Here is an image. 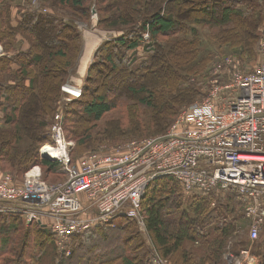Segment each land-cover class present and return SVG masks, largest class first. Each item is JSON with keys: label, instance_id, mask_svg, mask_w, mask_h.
<instances>
[{"label": "trees", "instance_id": "trees-1", "mask_svg": "<svg viewBox=\"0 0 264 264\" xmlns=\"http://www.w3.org/2000/svg\"><path fill=\"white\" fill-rule=\"evenodd\" d=\"M94 1L100 7V26L108 30H127L128 40L120 41L121 46L130 50L143 46L148 56L135 69L126 65L127 68H122L126 61L125 51L120 55L116 52L117 49L120 50L116 44L105 43L96 54V63L89 69L88 81L92 83L97 78L95 72L100 73V69L96 70L98 66L107 67L111 71L108 77H112L115 71L126 69L128 72L125 71L124 85L130 96L124 97L123 105L130 102L152 113L157 123L153 137L166 135L173 121L185 108L201 104L203 101H198L200 97L205 99L213 86H221L218 84L220 75L213 74L214 66L225 58L227 51H232L231 54L239 60H255L258 56L261 59L260 28L264 23V0H133L134 4L127 14L124 11L119 14L117 11V15L112 10L123 8L114 7V0ZM9 2L10 0H0V43L9 48L15 35L22 33L30 39L31 48L22 50L13 57L0 58V73L8 80L7 83L0 82V97H5L9 105H6L8 111L5 110L7 126L0 127V164L11 167L12 171L15 169L21 176L34 164L40 165L46 172H63L61 164L40 158L37 145L43 142V138H38V135L48 127L49 121L43 120L38 125L37 120L40 115H48L50 105L58 101L67 71L73 64L70 59L61 62V59H66L61 45L65 44L63 34L73 30L70 25L74 24L51 21L49 10L45 15L36 16L26 9L16 12L20 22L18 26H13ZM58 2L64 8L63 14L73 22L88 21L92 13V6L88 4L91 0ZM68 8L75 9L76 13ZM128 15L129 18H126ZM45 22H51L59 35L56 38L51 36V40L46 39L47 44L42 40L40 28ZM200 28L206 31L202 30L204 32L201 33ZM147 35L150 37L149 42L144 38ZM176 36L180 38L176 39ZM162 38H173V41L161 45L159 41ZM10 50L12 51L11 47ZM134 64L135 62L133 67ZM225 67L222 64L219 70ZM55 74H59V79L56 87L51 90L48 84L53 81ZM214 80L216 82L213 85ZM119 88L120 85L116 86L117 90ZM89 92L91 99L84 102L83 98L77 102L81 104L83 116L99 122L118 107L117 104L114 107L111 96H98L96 88ZM12 95L18 99H13ZM12 112L18 117L16 128L11 126L16 120L10 118ZM139 113L140 110L130 112L140 127L142 118ZM54 116L55 114L50 128L54 123ZM152 125L155 126L154 123ZM12 136L16 139L13 140ZM23 138L28 139L31 146L26 152L19 148ZM66 138L68 139L67 136ZM44 140H47L45 143L49 142L50 136ZM9 148L12 155L5 152ZM73 152V164L80 163L85 158V155L75 158ZM3 172L4 169L0 167V175L3 176ZM165 179L174 181L182 188L188 199L182 206L187 205L192 216H186L180 211V200L175 199V192L172 198L161 197V191H152L155 192L153 194L150 192L156 183L159 190H162L161 182ZM142 214L152 237L154 251L173 264H225L229 253L238 256L246 248L233 252L227 250L229 238L239 230L236 226L237 218L243 215L246 217L238 192H187L176 179L159 178L152 183L143 199ZM117 222L116 229L96 227L72 238L71 256L62 257L57 253L56 240L51 230L39 223L27 224L18 216L0 214V264H38L42 254L35 257L33 247H44L50 241L55 244V259L58 264L75 263L76 253L80 254L78 251L88 247L92 248L91 252L85 253V250L83 253L89 255V261L93 264H146L143 255L139 257L136 252V249L142 247V243L130 246L133 238H139L134 232L139 231L137 221L121 216L117 218ZM90 232L94 233L86 237ZM263 233L264 231L261 235ZM95 236L108 246L103 255H95V243L89 242ZM260 238L255 242H259ZM261 245L264 251V244ZM252 254L260 259V264H264V252L261 255L254 252ZM92 257L94 259L90 260ZM83 264L89 263L86 261Z\"/></svg>", "mask_w": 264, "mask_h": 264}, {"label": "built area", "instance_id": "built-area-1", "mask_svg": "<svg viewBox=\"0 0 264 264\" xmlns=\"http://www.w3.org/2000/svg\"><path fill=\"white\" fill-rule=\"evenodd\" d=\"M260 54L261 62L252 72H232V82L225 87L232 95L224 98L223 108L217 103L224 100L217 87L201 104L185 108L161 139L132 142L110 153H90L80 163L73 164L74 145L66 138L64 117L56 114L51 140L39 155L61 164L67 180L46 183L40 166L22 183L3 175L0 214L48 228L58 255L70 257L72 238L96 227L116 229L121 216L144 226L143 199L156 179L169 176L187 192L237 188L250 222L249 236L257 241L264 231V23ZM73 87L67 86L66 92L80 98V90H69ZM248 252L254 260L242 258ZM227 257L225 264L256 263L250 249ZM155 264L169 263L158 259Z\"/></svg>", "mask_w": 264, "mask_h": 264}, {"label": "rangeland", "instance_id": "rangeland-1", "mask_svg": "<svg viewBox=\"0 0 264 264\" xmlns=\"http://www.w3.org/2000/svg\"><path fill=\"white\" fill-rule=\"evenodd\" d=\"M114 1H115L113 3L114 7L118 6V8H123L122 10L113 9L112 11H116V15H117V11L119 12V14L122 11H124L125 14H127V12L131 10V6L134 4L133 0H114ZM9 3L11 6V11H12V14H10V17H13V26H18L20 22V17H17L16 12L24 11L26 9L32 11L33 14H35L36 16L45 15V12H48L49 10L48 14H49V18L51 21L55 20V23L62 22V23H67L69 25L74 24V26L70 25L73 28V30L67 31L63 34L62 39L65 44L61 45L62 47L60 46L61 48H64L63 50L64 57H66V59L65 58L61 59V62H63L62 60L65 61L67 59H70L71 63L73 61V64L71 68L67 71L65 81L63 82L64 84L61 87L58 101L55 104L50 105L51 107H50V111L48 115L38 116V120H37L38 125H40L43 122V120H45V122L49 121L48 127H46L43 130L44 133L41 132L38 135V138L39 137L43 138V142L37 145L38 152L40 151L41 147L45 144V142L48 140V139L44 140V138H48L50 136L49 129H50V123H51L53 114L55 115L61 114L64 117L65 129H66L65 134L74 145L73 146L74 152L73 150L72 152L74 153L75 158L76 157L80 158L82 155L83 156L85 155L86 157L90 153H95V152H101V153L114 152L118 149H122L123 147H126L127 144H130L132 142H140V141L146 140V137H147V140L153 139V138H156V139L162 138V136L153 137L155 136L153 133L155 132L154 130L156 129L157 123H156V120L153 118L152 113H150V111L140 108L138 105H135L133 103L130 104V102L123 105L124 97L130 96L127 92L126 86L124 85V82H126L125 75H126V72H128L126 71V69H121V66H119V69L121 70L119 72L115 71L112 77L111 76L108 77L109 74H111V71H109L107 67L104 68L102 66H98L96 70L100 69L101 74L99 72H95V75L97 76V78L93 79L94 82L91 83L88 81L89 69L91 68L93 64L96 63L95 62L97 61L96 54L98 53L100 46L104 45L105 43L116 44V46L120 49V50L117 49L116 52L119 53L120 55H123L122 52L125 51L124 54L126 53L125 55L126 61H124V65L122 66V68H127L126 66H128L131 69L132 68L135 69L136 66H139V64L143 63L147 59V56H148V53L144 51L143 46H140L137 50H130L127 47L121 46V44L119 43L120 41L128 40L129 32L127 30H108L107 28L105 29L103 26L102 27L100 26V21H101V17L99 15L100 7L97 6V4H95L94 0H91V3H88L92 6L91 7L92 13L89 16L88 21L80 20V21H75V22L71 21L70 17H66L63 14L64 11L62 10H64V8H62L59 5L58 0H50V1L49 0L48 1H45V0H10ZM48 3H50V6L48 5ZM68 9L76 13L75 9H70V8ZM129 16L130 15H128V17L126 18H129ZM43 24L44 26L40 27L42 29L41 37H42L43 42L47 44L48 41H46V39L51 40L50 38L51 36L54 35L56 38V36H59V35H58V31H55V28H53L51 22H48V23L45 22ZM85 26L88 28L86 29ZM200 30H201L200 31L201 33L206 31V29H203V28H200ZM102 35L105 37L104 40L101 39ZM175 38L176 39L180 38V36L179 37L176 36ZM146 39L148 40L147 42L150 41L149 36ZM171 41H173V38H170V39L162 38L159 41V43L162 45V43L164 44L165 42L168 43ZM11 45L12 46H9V48H6L4 44L0 43V47L2 49V54H3L2 57H6V58L13 57L15 56L16 53H20L22 52V50L24 51V50H28L31 48L30 39L26 37L25 35H23L22 33H17L15 35V40L13 44ZM10 47L12 51L10 50ZM93 49L95 50V52L93 54V59L90 60L88 56L89 54L87 53L93 51ZM231 53L232 51H227L225 58L223 60H220L217 63V65L215 64L216 66L220 64L219 65L220 67L222 66V64H225L226 65L225 69L219 70L220 68L219 66H218V69H216V66H214L215 69H214L213 74L215 75L217 74V76L220 75L221 79L219 80L218 84L221 86H216V87L213 86L214 88L211 90V92L217 87L219 89H222L220 91V95L222 94V96H224L222 97L223 99L224 98L227 99L228 97L232 95L230 93L231 90L225 89L226 86H229L231 84L230 80L233 74L232 72L244 71V72L249 73L254 67L258 66L261 62L259 56L255 60L254 59L239 60L238 58L233 56ZM229 60L231 61V63ZM81 62L84 63L81 65V69L84 71H82L79 74L78 76L79 78L72 79L73 77H75L74 76L76 75L75 71L78 70ZM133 62H135L134 67H133ZM237 68H240V69L238 70ZM83 73L85 75L82 78L81 74ZM51 78H52V75H51ZM58 79H59V74H55V76L53 77V81L48 84L50 85L49 87H51V90H53L56 87L58 83L57 82ZM148 81L150 82L151 80H148ZM0 82H6V83L8 82V80L3 78V75L1 73H0ZM215 82L216 80L213 81V85L215 84ZM118 85H120L119 90L116 89V86ZM67 86H77L78 91L80 88V92H81L80 98L78 99L72 98V96L66 92ZM95 88L97 89L98 96L100 95L111 96L112 99L114 100V107L116 104L118 105V107L114 111L106 115L99 122H96L88 118L87 116H83V109L80 106L81 104L80 103L77 104V102H79L80 99L84 98V102H87L89 99H91L92 96L90 95L89 91ZM203 91L205 90L203 89ZM210 94L205 99L203 97H200L198 101L201 100V102L202 101L204 102L206 99L209 98ZM12 98L18 99L15 97V95H12ZM226 99L222 101H217V103L219 104L221 108L224 107L226 103ZM46 102L48 103L49 100H47ZM7 104H8V101L5 99V97H0V127L7 126L5 124V120H6L5 114H6V111H8L7 106H9ZM134 110H140L139 114L142 118V125L140 127L137 126L134 116L130 114V112L132 113V111ZM14 112L10 114L11 119L13 118L16 119L14 124L12 125L10 124L13 127H15V125L17 124V119H18L17 115H15ZM176 120L173 121V123L171 124L172 126ZM152 123H154L155 126H153ZM12 138L13 140L16 139L15 136H12ZM30 147L31 146H30V142L28 141V139L23 138L22 143L19 145V148L22 150V152L28 151ZM5 152H8L10 153V155H12V153L10 152V148L6 149ZM0 165H1L0 167L4 169L3 175L5 174L12 175L16 183H22L26 174H29L30 172L34 170H38L36 169V167L40 166L38 164L32 165L31 167L27 169L26 173L23 176H21L16 173L15 169H13L14 171H12L10 170L12 169L11 167L3 165V164H0ZM39 168L41 170L43 181H46V183L48 184H56L60 182H65L67 180V174L64 171L63 172L60 171L59 173H52L49 171L46 172V170L41 167ZM160 178H167V177H160ZM161 187H162V190H159L158 184L156 183L152 187L150 192L153 194L155 192H152V191H157V192L161 191V197L163 198H166L167 196H170L169 198H172L173 192H175L176 193L175 199L180 200L179 206H181L180 208L181 210L180 209L179 210L183 212L186 216H192L190 212H188L189 209L187 205L182 206V204L188 199H187V196L184 194L182 188L177 183H175L172 180L165 179V180H162ZM218 190H221V192L226 193V194L230 192H238V189L234 187L221 188ZM151 206L153 207V205ZM179 215H181V213ZM143 220H144V217H143ZM143 222H145V220ZM236 226L238 227L239 230L235 236L233 237L231 236L229 238L227 250L229 252H233V251L239 250L240 248L246 247V249H250L252 253L254 252L256 255H259V254L261 255L264 252L262 250L263 248L261 245V244H264V233L260 235L261 238L259 242L252 241V239L249 236L250 235L249 221L246 217H244V215L243 217L239 216L237 218ZM138 230L139 231H134V232L138 234L139 238H136V237L133 238L130 242V246L132 247H134V245L139 246V242L142 243L141 244L142 247H140V249H136L137 250L136 252L139 253V257L143 255V258L146 260L145 261L146 264H155V261L158 259H162V256H160L154 251L152 239H151L152 237L148 233L145 223H144V226H140L138 224ZM91 232L88 233L86 237L92 236L94 232L93 233ZM38 238L42 239L41 237H38ZM49 240H52V239H49ZM91 241L92 243H95L93 247V251L97 252L95 253V255L97 254L103 255L107 252L105 247H108V246H106L104 242L98 239V237L95 236L94 238L89 240L90 243ZM39 243H40V240H39ZM35 247L36 249H34L33 247V252H32L34 256L39 257L42 254L41 261H39L38 264H58V262H56V259H55L56 251H55V244L53 243V241L48 242L47 244H45L44 247L42 246L39 247L37 245ZM91 249L90 247H88L85 249L86 251L85 250L78 251L81 253L80 254L76 253L75 260H74L75 263H71V264H83V263H86V261L89 264H93L92 261H89V255L83 253L84 251L85 253L86 252L89 253V251L91 252ZM229 254H235V253H229ZM249 256H251V259L254 260L250 252H248V255L247 253L246 255H243L242 258H244V260H248ZM94 257L90 258V260H93ZM255 258H256L255 264H260V259H258L257 257ZM227 259L229 260L230 257H227ZM165 260L169 264H173L170 260L168 259H165ZM229 261L231 262V259ZM117 263L115 262V264Z\"/></svg>", "mask_w": 264, "mask_h": 264}, {"label": "bare ground", "instance_id": "bare-ground-1", "mask_svg": "<svg viewBox=\"0 0 264 264\" xmlns=\"http://www.w3.org/2000/svg\"><path fill=\"white\" fill-rule=\"evenodd\" d=\"M91 27H93V26H91ZM85 28L87 29L88 27L85 26ZM101 39L104 40L105 37L102 35ZM102 40H101V41H102ZM81 71H82L81 68L78 69V70H76V71H75L76 75H74V76H75V77L78 76V75L81 73ZM84 75H85L84 73L81 74L82 78L84 77ZM75 77H73V78H75ZM75 88L78 89L77 86H74L73 88H69V90H70V91H76ZM79 90H80V88H79Z\"/></svg>", "mask_w": 264, "mask_h": 264}, {"label": "crops", "instance_id": "crops-1", "mask_svg": "<svg viewBox=\"0 0 264 264\" xmlns=\"http://www.w3.org/2000/svg\"><path fill=\"white\" fill-rule=\"evenodd\" d=\"M94 52H95V50L93 49V51H91V52H88L87 54H89L88 56H89V58H90V60L91 59H93V54H94ZM82 64H84L83 62H81V64L79 65V68L78 69H80L81 68V65ZM255 69V67L251 70V72L253 71ZM82 71H84V70H82ZM81 71V72H82ZM79 76V75H78ZM78 76H76L75 78H72V79H76V78H79ZM2 177V175H0V178ZM246 249V248H245ZM256 257V256H255ZM258 258V257H257ZM259 259V258H258Z\"/></svg>", "mask_w": 264, "mask_h": 264}]
</instances>
